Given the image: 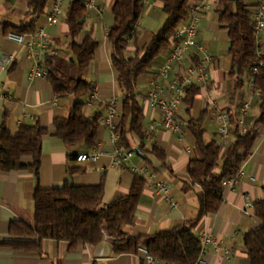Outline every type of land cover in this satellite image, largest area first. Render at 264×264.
<instances>
[{"label":"crops","instance_id":"1","mask_svg":"<svg viewBox=\"0 0 264 264\" xmlns=\"http://www.w3.org/2000/svg\"><path fill=\"white\" fill-rule=\"evenodd\" d=\"M29 0H0V126L14 135L21 125H39L48 130L42 138L40 169L37 180L28 170L22 169L0 174V264H148L141 253L113 256L97 259L93 256L94 248L79 244L73 251L68 243L44 240L39 252H16L2 246L3 241L10 240L8 230L13 221L32 225V197L36 187L51 189L69 183L76 187H102L101 205L125 197L131 187L134 175L145 178L146 185L140 195L131 226L124 228L129 237L152 235L161 231L180 229L186 222L193 220L198 213V197L200 188L189 186L186 167L195 158V140L191 129L199 125L204 131L207 142L217 141L220 154L231 144L220 141L217 134L215 116L219 112L233 117L245 129L250 127L259 117L260 92L249 87V74L242 76L232 73V58L229 54L227 33L221 29L216 13L217 0H209L212 12L205 14L200 20L198 44L205 49L211 59L208 68L207 84L192 85L198 88L193 102L188 106L183 96L178 108L177 117L184 124L182 138L174 136L161 127L153 130L150 139L144 133L152 122H158L161 114L149 109L144 98L149 84L157 71L164 64L168 52L154 61L152 72L137 80L136 93L142 110V134L125 129L122 150L139 147L142 156H134L122 164L112 161L116 145L111 142L109 129L103 124L108 113V102L115 101L116 114L112 124L116 128L121 122L124 93L118 85V73L110 62V45L108 31L113 24L112 6L114 0H94L93 8L85 10L80 34L72 40L69 37L65 15L68 6L75 0H63V13L56 25H48L45 14L49 10L51 0L46 4L43 13L34 19V33L42 30L48 39L50 49L56 52L50 59L53 68L65 79H83L89 84L87 93L69 94L64 98L56 96L48 78H29L28 73L34 59L28 56L26 49L6 38L7 29L28 24L33 18L28 14ZM82 3L85 0H81ZM247 9L254 15L258 7L264 9V0H243ZM166 16L163 5L158 0H145L142 14L135 26L137 33L129 39L125 48V57L144 55L146 46L153 35L161 29ZM12 32V31H9ZM15 33V32H14ZM86 33H90L97 43L93 60L86 69L80 71L69 49L71 42L81 45ZM29 35V34H27ZM260 59L264 63V27L257 34ZM34 53L38 48L35 44ZM11 61L6 62V59ZM196 62V58H188L174 66L165 79L157 78L156 82L163 86L179 79L184 69ZM264 67V66H263ZM92 92L97 99L90 101ZM82 104L85 117H99V128L94 145L65 146L54 136L53 122L65 119L75 104ZM246 107L242 113L241 109ZM241 132V131H240ZM257 138L250 154L241 163L239 177L233 190L222 188V204L214 215L204 216L193 228V234L212 235L216 243L204 248L200 257L201 264H248L244 247V236L261 227V222L254 216L253 206L264 200V126L256 129ZM117 134V133H116ZM118 135V134H117ZM161 151L164 161L161 162L152 154V149ZM190 150L188 154L186 151ZM100 151L96 161H76V156ZM30 158H23L22 164L28 165ZM153 180L162 181L168 188V195L157 193L151 186ZM251 203L246 207L244 198ZM172 204V205H171ZM110 244V242H109ZM224 250L229 252L226 258ZM153 264H162L156 261Z\"/></svg>","mask_w":264,"mask_h":264},{"label":"trees","instance_id":"2","mask_svg":"<svg viewBox=\"0 0 264 264\" xmlns=\"http://www.w3.org/2000/svg\"><path fill=\"white\" fill-rule=\"evenodd\" d=\"M49 0H29L28 14L33 18L28 24L11 27L19 34L34 33V19L43 13ZM163 5L166 19L146 46L144 55L126 58L125 48L129 39L136 36L135 26L142 14V0H114L112 6L113 24L108 31L110 45V62L118 73V85L124 93L122 102L121 122L116 128L119 143L123 145L125 129L136 134L140 139L142 134V110L139 95L136 93L137 80L150 74L154 61L166 54L169 40L182 23L188 19V6L194 0H158ZM85 9L81 0H75L68 6L65 22L69 37L74 40L82 30ZM216 13L218 23L227 33L229 54L232 58V73L238 77L245 71H250L256 61L257 32L254 28L252 14L243 0H217ZM97 43L90 33H86L81 45L71 42L69 49L72 59L80 71L87 68L93 60ZM53 90L57 97L64 98L69 94L87 93L89 84L83 80H68L63 78L52 66L50 59L45 61ZM254 86L260 92L259 117L245 133H241L236 119L231 121V144L220 154L221 146L217 141L207 142L204 131L199 125L191 129L195 140V158L186 167L189 186H198L197 216L186 222L180 229L157 232L152 235L129 237L124 228L131 226L138 201L146 180L140 175H134L130 190L125 197L102 206V187H76L69 183L62 187L41 189L36 187L33 192V221L26 225L13 221L9 225L10 240L3 241L2 246L16 252H39L44 240H54L68 243L70 251L79 245L94 248L98 245L105 232L111 238L112 255L137 254L143 247L148 254L163 263L195 264L200 257V242L193 234L194 226L207 215H214L222 204V181L235 175L241 163L250 154L257 138L256 129L264 126V67L258 68L254 77ZM198 88H186L184 102L190 106ZM54 136L65 146L84 145L93 147L99 117H85L82 114V104H75L65 119L53 122ZM48 130L39 125H21L14 135H11L3 125L0 126V174L17 170H28L37 180L40 159L41 142ZM161 162L164 155L157 149L151 150ZM77 157V156H76ZM23 158H30L28 165L22 164ZM254 216L261 222L258 230L244 236V247L248 264H264V200L253 206ZM95 264V263H94Z\"/></svg>","mask_w":264,"mask_h":264},{"label":"built area","instance_id":"3","mask_svg":"<svg viewBox=\"0 0 264 264\" xmlns=\"http://www.w3.org/2000/svg\"><path fill=\"white\" fill-rule=\"evenodd\" d=\"M63 0H51L49 10L45 14V20L48 25H56L59 21L60 16L63 13L62 9ZM145 0H142V4ZM94 0H85L83 2V7L85 10L93 8ZM188 19L182 23L173 32L169 40L168 56L164 64L157 71L155 78H153L149 84L148 90L145 94L144 103L149 109L157 110L161 114V119L158 122H152L148 129L144 133L145 139H150L153 130L156 127H161L165 131L169 132L178 138H182L184 131V124L178 119L177 112L179 105L183 96L186 93V88L192 85L205 86L207 84L206 72L211 65V59L205 49L198 44V34L200 30V20L207 14L212 12V5L209 0H194L188 6ZM254 28L258 32L264 27V9L262 6L258 7L254 15ZM6 38L10 41L22 45L28 56L34 59V65L29 70V78H47V70L42 68V61L47 57H55L56 52L50 49L47 35L39 30L35 34H19L14 32H8ZM37 45L38 52L34 53V45ZM256 61L254 67L248 71L249 74V87L254 86V77L257 74L258 68L264 66L263 61L260 59V54L258 51L259 41L258 37L256 39ZM188 58H196V62H190V64L184 69L181 77L174 79L170 83H166L161 86L156 82L157 78L165 79L169 71L176 65L181 64L184 60ZM11 61V59H6V62ZM97 99L95 92H92L90 101ZM246 107L241 109L243 113ZM116 114L115 101L111 100L108 102V113L103 120V124L109 129L111 142L116 145L114 150V155L112 158L113 163L122 164L128 161L134 156H142V150L139 147H131L127 150H122L117 146L118 135L115 133L112 117ZM215 123L217 125V134L222 142H227L230 138L231 131V121L229 116L224 112H219L215 116ZM244 125L240 124L241 133H245ZM188 154L190 150L186 151ZM100 155V151H93L92 153L80 154L76 157V161H96L97 157ZM239 172L230 178L224 179L222 181V188L233 190L238 182ZM150 180L153 177L150 176ZM152 188L159 194L164 196L168 195L167 186L159 180H153L151 182ZM244 203L246 207H250L251 203L247 197L244 198ZM172 205V204H171ZM200 242V257L204 252V248L208 245H213L216 243L212 235H201L198 237ZM138 252L141 253L148 264H153L157 260L152 258L145 248L140 247ZM226 258L229 256V252L224 250ZM200 257L195 264H201ZM162 264H168L163 263Z\"/></svg>","mask_w":264,"mask_h":264},{"label":"water","instance_id":"4","mask_svg":"<svg viewBox=\"0 0 264 264\" xmlns=\"http://www.w3.org/2000/svg\"><path fill=\"white\" fill-rule=\"evenodd\" d=\"M111 238L104 232L101 242L94 247L93 256L97 259L107 258L111 252L112 247L109 244Z\"/></svg>","mask_w":264,"mask_h":264}]
</instances>
